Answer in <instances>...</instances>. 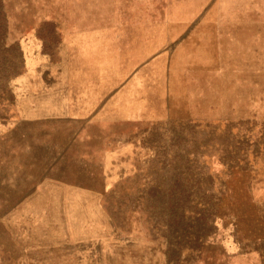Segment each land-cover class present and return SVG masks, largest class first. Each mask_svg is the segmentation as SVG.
I'll return each instance as SVG.
<instances>
[{
  "label": "rangeland",
  "instance_id": "1",
  "mask_svg": "<svg viewBox=\"0 0 264 264\" xmlns=\"http://www.w3.org/2000/svg\"><path fill=\"white\" fill-rule=\"evenodd\" d=\"M0 3V264H264V0Z\"/></svg>",
  "mask_w": 264,
  "mask_h": 264
},
{
  "label": "trees",
  "instance_id": "2",
  "mask_svg": "<svg viewBox=\"0 0 264 264\" xmlns=\"http://www.w3.org/2000/svg\"><path fill=\"white\" fill-rule=\"evenodd\" d=\"M6 30H7V24H6V17L1 9V3H0V94H1V88L5 89L8 87V80L16 76L20 70V67H22V71H25L27 69L26 64V51L19 46V44L15 41H8V38L6 36ZM10 42V43H9ZM22 44V43H21ZM1 100V98H0ZM208 204V203H204ZM207 206V205H206ZM213 209H210V207H206V209L202 210L199 214V221H203L206 225H208L211 229L214 227V221L217 218V214L215 212L218 211H212ZM214 216V217H212ZM212 217V218H210ZM200 223V222H199ZM193 227V226H192ZM190 226H187L186 230L187 233L193 236H203L205 234L198 233L196 229L193 227V230L189 231Z\"/></svg>",
  "mask_w": 264,
  "mask_h": 264
}]
</instances>
